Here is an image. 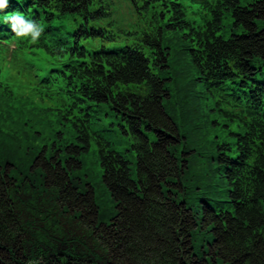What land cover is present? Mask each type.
<instances>
[{"label": "trees", "instance_id": "trees-1", "mask_svg": "<svg viewBox=\"0 0 264 264\" xmlns=\"http://www.w3.org/2000/svg\"><path fill=\"white\" fill-rule=\"evenodd\" d=\"M54 1L73 13L88 0ZM223 8L234 26L214 40L212 52L239 57L254 74L264 64V0H227ZM162 35L144 41L153 55L135 52L125 67L101 74L91 94L133 135L134 174L129 163L116 169L100 157L99 179L81 159L89 153L87 138L74 132L76 144L55 148L0 115V264H264V171L247 202L217 154L212 109L192 75L198 63L182 40L161 47ZM94 180L109 193L103 212ZM211 180L225 188L215 194L218 210L200 197ZM189 192L197 195L200 214L187 204ZM194 230L211 234L200 254Z\"/></svg>", "mask_w": 264, "mask_h": 264}, {"label": "rangeland", "instance_id": "rangeland-1", "mask_svg": "<svg viewBox=\"0 0 264 264\" xmlns=\"http://www.w3.org/2000/svg\"><path fill=\"white\" fill-rule=\"evenodd\" d=\"M248 0H240V4H245ZM97 124L95 125L96 129L105 130L107 132L108 139L113 149L121 151L130 161V168L134 172V160L135 153L131 149L127 135L121 131L120 125L117 120L113 117L111 113L105 114L103 112H98L97 115ZM218 135L223 136L221 131H215ZM88 165H85L90 168V170L94 173L99 170V165L95 163V155L90 153L86 157ZM95 185V199L98 204L101 206V211L110 206L109 193L104 184L101 181L94 180ZM212 182L215 186L212 185ZM221 186L224 188V185L220 183V180H211L210 184L203 188L204 194H201L200 197H203L205 201L210 203L214 202L216 199V189ZM187 204L195 211L200 214L201 211V203H199V199L197 195L193 192H189L186 197ZM109 217L108 212H104L102 216V220L107 221ZM211 239V234L206 233L203 230H194L193 231V246L194 250L197 253H201L202 248H206V241Z\"/></svg>", "mask_w": 264, "mask_h": 264}, {"label": "clouds", "instance_id": "clouds-1", "mask_svg": "<svg viewBox=\"0 0 264 264\" xmlns=\"http://www.w3.org/2000/svg\"><path fill=\"white\" fill-rule=\"evenodd\" d=\"M5 7H7V0H0V9ZM7 22H10L11 29L17 37H30L33 42L38 40L43 31L39 24L30 20L26 21L19 14L8 17Z\"/></svg>", "mask_w": 264, "mask_h": 264}, {"label": "bare ground", "instance_id": "bare-ground-1", "mask_svg": "<svg viewBox=\"0 0 264 264\" xmlns=\"http://www.w3.org/2000/svg\"><path fill=\"white\" fill-rule=\"evenodd\" d=\"M193 108H194V104H190L189 105V109L193 110ZM120 128H121V131L124 132V129L122 127H120ZM124 133L129 138H133V135L130 132L126 131ZM47 141L50 144L53 143L55 148H57L58 145H68V143H67V141L65 139L64 134L60 133L59 131L53 132V134H51L50 137L47 138ZM89 142H91L92 144H96V141L93 140V139H90Z\"/></svg>", "mask_w": 264, "mask_h": 264}]
</instances>
